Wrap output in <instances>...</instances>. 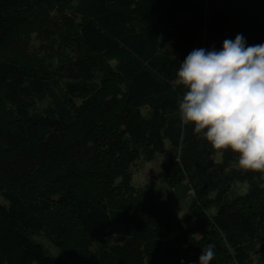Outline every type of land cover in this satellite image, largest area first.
<instances>
[{"label": "trees", "instance_id": "trees-1", "mask_svg": "<svg viewBox=\"0 0 264 264\" xmlns=\"http://www.w3.org/2000/svg\"><path fill=\"white\" fill-rule=\"evenodd\" d=\"M260 3L0 0V264H264V179L181 126L175 84L193 49L264 43Z\"/></svg>", "mask_w": 264, "mask_h": 264}, {"label": "clouds", "instance_id": "clouds-1", "mask_svg": "<svg viewBox=\"0 0 264 264\" xmlns=\"http://www.w3.org/2000/svg\"><path fill=\"white\" fill-rule=\"evenodd\" d=\"M175 84L184 88L181 126L193 125L194 135L215 151L237 153L243 173L264 179V43L246 46L237 34L219 51L193 49L179 65ZM214 256L209 244L199 264H210Z\"/></svg>", "mask_w": 264, "mask_h": 264}, {"label": "rangeland", "instance_id": "rangeland-1", "mask_svg": "<svg viewBox=\"0 0 264 264\" xmlns=\"http://www.w3.org/2000/svg\"><path fill=\"white\" fill-rule=\"evenodd\" d=\"M264 6V1L260 3L261 9ZM144 112L147 110L144 109ZM161 153L148 162H138L137 166L133 168V185H145L153 180H157V170L159 169ZM160 187L166 191V197H168L170 208L181 218L189 215V206L194 197L188 194V186L185 183L174 186L170 189L168 184L162 181H158Z\"/></svg>", "mask_w": 264, "mask_h": 264}, {"label": "built area", "instance_id": "built-area-1", "mask_svg": "<svg viewBox=\"0 0 264 264\" xmlns=\"http://www.w3.org/2000/svg\"><path fill=\"white\" fill-rule=\"evenodd\" d=\"M193 194H195L194 189L193 188H190L189 189V195H193Z\"/></svg>", "mask_w": 264, "mask_h": 264}]
</instances>
